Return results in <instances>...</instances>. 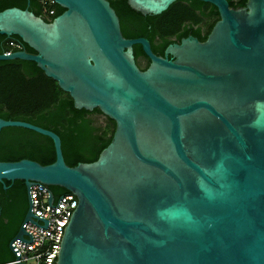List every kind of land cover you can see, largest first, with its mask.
<instances>
[{"label": "water", "instance_id": "95a60500", "mask_svg": "<svg viewBox=\"0 0 264 264\" xmlns=\"http://www.w3.org/2000/svg\"><path fill=\"white\" fill-rule=\"evenodd\" d=\"M52 1L63 9L49 21L0 9V33L34 50L0 59L34 61L75 108L96 107L114 128L95 159L68 165L56 133L0 117V128L35 130L54 149L45 164L0 160L2 186L21 179L27 202L8 249L33 219L28 186L39 182L76 197L54 264H264V0H202L218 13L205 38L187 34L162 54L123 36L108 0ZM172 1L126 0L143 14Z\"/></svg>", "mask_w": 264, "mask_h": 264}, {"label": "trees", "instance_id": "16d2710c", "mask_svg": "<svg viewBox=\"0 0 264 264\" xmlns=\"http://www.w3.org/2000/svg\"><path fill=\"white\" fill-rule=\"evenodd\" d=\"M244 1L227 0L233 7L243 5ZM108 2L118 17L122 35L146 37L151 51L156 54H162L167 43L177 42L187 34L204 39L218 18L216 7L202 0H174L158 14H143L132 9L126 0ZM7 6L26 7L46 21L63 9L52 0H0V9ZM10 41L16 46L10 45ZM19 48L34 52L17 35L0 33V52ZM132 53L136 65L144 68L148 58L140 44H132ZM99 115L103 116L102 123L96 121ZM0 117L25 120L56 133L63 160L68 165L95 159L109 141L114 128L113 120L96 107L91 110L75 108L71 97L54 79L46 76L34 61L20 58L0 59ZM22 157L41 164L51 162L54 159L52 140L26 127H1L0 160ZM3 182L6 187H2L0 182V196L6 197L7 204L2 206L0 216V264H17L11 262L14 255L8 249V241L27 208L26 192L21 179ZM48 188L66 192L58 185H48Z\"/></svg>", "mask_w": 264, "mask_h": 264}, {"label": "built area", "instance_id": "2783aa9c", "mask_svg": "<svg viewBox=\"0 0 264 264\" xmlns=\"http://www.w3.org/2000/svg\"><path fill=\"white\" fill-rule=\"evenodd\" d=\"M9 44L16 46L12 41ZM48 196L49 188L45 184L33 182L28 186V208L33 219L23 223L26 233L23 238H14L10 242L14 255L11 262L54 264L63 228L76 205V197L66 191L50 203Z\"/></svg>", "mask_w": 264, "mask_h": 264}, {"label": "flooded vegetation", "instance_id": "af4514ba", "mask_svg": "<svg viewBox=\"0 0 264 264\" xmlns=\"http://www.w3.org/2000/svg\"><path fill=\"white\" fill-rule=\"evenodd\" d=\"M4 183V182H3ZM2 187H6V185L4 184V186ZM52 194H53V201L58 197L59 194H61V192L58 189H52ZM0 216H2V206H5L7 204V199L5 196H0ZM5 218H3L4 220Z\"/></svg>", "mask_w": 264, "mask_h": 264}, {"label": "rangeland", "instance_id": "374dc122", "mask_svg": "<svg viewBox=\"0 0 264 264\" xmlns=\"http://www.w3.org/2000/svg\"><path fill=\"white\" fill-rule=\"evenodd\" d=\"M96 121H97V123H102L103 122V116L102 115L97 116Z\"/></svg>", "mask_w": 264, "mask_h": 264}]
</instances>
